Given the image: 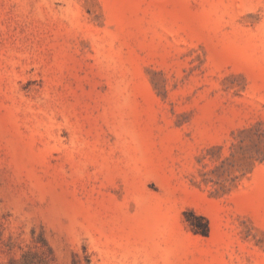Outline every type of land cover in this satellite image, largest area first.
I'll list each match as a JSON object with an SVG mask.
<instances>
[{"label": "rangeland", "instance_id": "obj_1", "mask_svg": "<svg viewBox=\"0 0 264 264\" xmlns=\"http://www.w3.org/2000/svg\"><path fill=\"white\" fill-rule=\"evenodd\" d=\"M0 264H264V0H0Z\"/></svg>", "mask_w": 264, "mask_h": 264}]
</instances>
